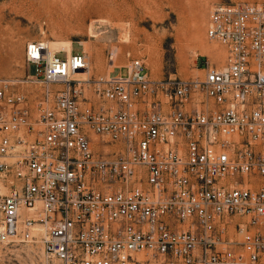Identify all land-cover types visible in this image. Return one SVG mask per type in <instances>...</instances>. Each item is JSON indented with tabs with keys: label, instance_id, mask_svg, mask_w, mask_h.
Wrapping results in <instances>:
<instances>
[{
	"label": "built area",
	"instance_id": "obj_1",
	"mask_svg": "<svg viewBox=\"0 0 264 264\" xmlns=\"http://www.w3.org/2000/svg\"><path fill=\"white\" fill-rule=\"evenodd\" d=\"M205 35L225 66L188 80L139 59L81 80L85 55L26 45L42 89L0 80V247L39 244L44 264H264V4L215 6Z\"/></svg>",
	"mask_w": 264,
	"mask_h": 264
},
{
	"label": "rangeland",
	"instance_id": "obj_2",
	"mask_svg": "<svg viewBox=\"0 0 264 264\" xmlns=\"http://www.w3.org/2000/svg\"><path fill=\"white\" fill-rule=\"evenodd\" d=\"M115 1L123 10L69 19L63 12L31 14L25 5L18 11V0H0V80L24 82L20 87L25 92L42 89L25 83L26 76L37 73L25 62L30 42H67L71 54H86L89 73L78 77L81 80L122 73L132 59L141 60L153 80L202 77L207 65L221 69L226 63L224 49L206 38L209 12L231 3L264 4V0ZM57 57L64 60L65 54ZM0 264H44L41 246L0 247Z\"/></svg>",
	"mask_w": 264,
	"mask_h": 264
},
{
	"label": "bare ground",
	"instance_id": "obj_3",
	"mask_svg": "<svg viewBox=\"0 0 264 264\" xmlns=\"http://www.w3.org/2000/svg\"><path fill=\"white\" fill-rule=\"evenodd\" d=\"M75 2H76L75 0H18L19 8L17 10L18 11L22 10L23 6L25 5L29 9L28 12H30L31 14L38 13L40 11L48 14L63 12V16L69 17V19H76L84 15L85 16H89L91 14L100 15L101 13H105V12L108 14H112L113 12L116 13V10L122 9V5L116 3L115 0H84V2L81 5H79L77 2L76 4H74ZM99 23H104V22H99ZM46 47L50 54H53L58 51H65L67 55H69L72 50L70 43L67 42H61V43L48 42L46 43ZM83 47H84V52L87 51V46L83 45ZM88 73H89V69L88 72L78 77L85 78Z\"/></svg>",
	"mask_w": 264,
	"mask_h": 264
}]
</instances>
